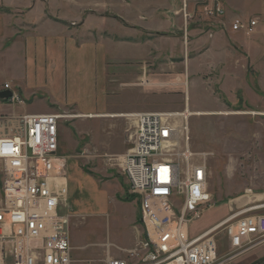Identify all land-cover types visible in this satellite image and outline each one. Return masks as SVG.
I'll use <instances>...</instances> for the list:
<instances>
[{
    "label": "rangeland",
    "instance_id": "rangeland-1",
    "mask_svg": "<svg viewBox=\"0 0 264 264\" xmlns=\"http://www.w3.org/2000/svg\"><path fill=\"white\" fill-rule=\"evenodd\" d=\"M181 4V41L174 44L168 38L150 51L122 49L112 54L115 78L87 111L117 112L153 103L155 95L151 98L143 87L127 83L133 74L121 73L119 62L120 69H129L139 57L147 76L169 81V96H164L162 109L156 112L172 114L167 119L180 131L181 149L188 136L194 154L191 162L205 161L206 185L215 203L190 223V232L196 234L230 213L257 204L264 193V5L263 0H181ZM216 4L223 13L209 17L206 10ZM235 18L258 22L253 32L234 31ZM137 30L138 39L156 37L154 32ZM10 80L3 76L1 86ZM44 105L42 99L36 98L32 105L25 99L16 113ZM186 109L200 114L183 117ZM79 110L72 105L55 112L65 115L59 124L58 152L66 158V178H74L78 188L75 206L68 213L69 237L77 264H102L106 256L126 257L141 230L137 195L130 191L120 167L132 144L133 118L83 117ZM217 240L218 257L224 259L227 241L221 232ZM227 264H264V245L239 253Z\"/></svg>",
    "mask_w": 264,
    "mask_h": 264
},
{
    "label": "built area",
    "instance_id": "built-area-1",
    "mask_svg": "<svg viewBox=\"0 0 264 264\" xmlns=\"http://www.w3.org/2000/svg\"><path fill=\"white\" fill-rule=\"evenodd\" d=\"M264 5V0H263ZM223 13L220 4L206 10ZM235 18L231 29L251 31ZM264 68V53H263ZM3 89H9L8 84ZM14 91L0 103H21ZM171 114L144 112L135 117L132 144L120 159L131 192L137 195L140 233L124 258L106 256L102 264H227L239 253L264 245V193L257 204L243 207L193 234L190 223L215 205L206 185L205 161L194 155ZM183 113V117H186ZM60 113L0 114V264H77L68 232L66 158L58 152ZM248 190L246 192H250ZM251 210H262L245 214ZM227 241L218 257L217 234Z\"/></svg>",
    "mask_w": 264,
    "mask_h": 264
},
{
    "label": "crops",
    "instance_id": "crops-1",
    "mask_svg": "<svg viewBox=\"0 0 264 264\" xmlns=\"http://www.w3.org/2000/svg\"><path fill=\"white\" fill-rule=\"evenodd\" d=\"M182 6L181 0H0V87L2 77L10 76V82L3 85L8 84L22 102L28 99L32 105L36 98L46 102L39 110L23 113H16L19 103H0V114L64 112L76 105L83 117L128 116L135 126L138 113H158L164 96H169V81L157 82L147 76L146 64L137 62L139 57L129 69H120L119 62L118 70L132 73L127 83L143 87L151 98L155 95L154 104L117 112L92 113L87 109L105 95L115 78L112 54L122 49L150 51L168 38L181 41ZM138 28L154 32L156 37L138 39ZM70 177L66 178L64 213L73 211L78 190L77 181Z\"/></svg>",
    "mask_w": 264,
    "mask_h": 264
},
{
    "label": "water",
    "instance_id": "water-1",
    "mask_svg": "<svg viewBox=\"0 0 264 264\" xmlns=\"http://www.w3.org/2000/svg\"><path fill=\"white\" fill-rule=\"evenodd\" d=\"M11 95V91L9 89L0 90V99H6Z\"/></svg>",
    "mask_w": 264,
    "mask_h": 264
},
{
    "label": "bare ground",
    "instance_id": "bare-ground-1",
    "mask_svg": "<svg viewBox=\"0 0 264 264\" xmlns=\"http://www.w3.org/2000/svg\"><path fill=\"white\" fill-rule=\"evenodd\" d=\"M186 115H191V114H200V112H196V113H193V112H190L188 109H186L185 111ZM183 114V113H182ZM203 114V113H202ZM172 115V114H171ZM173 115H179V113H174ZM65 116V115H64Z\"/></svg>",
    "mask_w": 264,
    "mask_h": 264
}]
</instances>
